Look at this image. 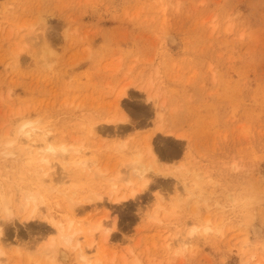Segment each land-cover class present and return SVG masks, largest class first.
Instances as JSON below:
<instances>
[{
    "label": "rangeland",
    "instance_id": "obj_1",
    "mask_svg": "<svg viewBox=\"0 0 264 264\" xmlns=\"http://www.w3.org/2000/svg\"><path fill=\"white\" fill-rule=\"evenodd\" d=\"M3 200L0 264H264V0H0Z\"/></svg>",
    "mask_w": 264,
    "mask_h": 264
},
{
    "label": "bare ground",
    "instance_id": "obj_2",
    "mask_svg": "<svg viewBox=\"0 0 264 264\" xmlns=\"http://www.w3.org/2000/svg\"><path fill=\"white\" fill-rule=\"evenodd\" d=\"M165 40H166L167 44L170 45V46L175 45L177 43L176 38L173 35H170V34L165 35ZM31 125H32V122L31 121H26V122L23 121V123L20 125L21 126L20 128H23V127L25 128V126H29V128H32L34 125L32 127H30ZM22 130H24V129H22ZM20 132H22V131H20ZM23 132H22V134H25L27 132V136H30L29 135L30 132H28V131H25L24 133ZM42 139L44 141H46V134H43ZM66 151L68 152L69 149H67L63 144H52V143L47 142L46 145L41 149V156H40V161L39 162L40 163H45V164L48 163V158L45 157V156H42V153L46 154V153L49 152V153H52V154H60V155H62ZM141 159H142L141 158V154H137V156L134 159L129 160V163H128V164H130V162H131V165H132V168L131 169H134L136 171V172H134V174L141 172V173H139L141 175L140 178L142 177V173H144L146 171V168L144 167V163H143V161H141ZM87 162H88V160H86L85 163H82V164L83 165H87ZM90 162L91 163H94L95 161H91L90 160ZM141 170H143V171H141ZM95 172L96 173L97 172L100 173V171L98 170V167L97 166H94V173ZM134 174H132V175H134ZM136 176H138V175H136ZM127 183L130 184L131 183V180L127 181ZM145 184H146V181H142L141 186H144ZM109 192H110V194L113 195L115 192H117V190L115 188H111L109 190ZM116 194H118V193H116ZM135 194H136V189L131 188L130 191H129V195L133 197ZM114 199L116 200V203L125 202L127 200V195L125 193H122L119 196H115ZM43 202L44 201H43V199L41 198V196L39 194H37V193H35V192L31 191V190H28V189L24 190L22 192V194H21V199H20L21 209L23 211H25L28 208V214L26 216H24V218L25 219L32 218L33 214L37 210L38 205L39 204H43ZM70 203L72 204V201H70ZM0 210L6 216H9L10 211H9V208L7 207V203H6L5 200H3L0 203ZM48 220L51 223V226L53 227V229L56 231L55 234H57V239H59L60 241H62L66 245H70V244L71 245H74L75 244L74 247L77 248L79 241H76V242H74L72 244L73 232H71V233H68L67 232V229H69L70 227H72V220H67L66 224H64V222L62 220L55 219L52 216L50 218H48ZM98 227L99 228L101 227L100 224L96 225V229H98ZM106 229H104V232L105 231L107 232V233L105 232L106 233L105 236H104L105 239L109 236L108 227ZM196 229L197 228H195V227L190 228L189 229L190 231H188L187 234L191 236L196 231ZM89 230L91 231V229H89ZM208 230H210L209 227H204V229H203V231H205L204 232L205 234L207 233ZM217 230L220 231L219 229H217ZM0 238H1V225H0ZM188 240L190 241L189 237H188V239L186 238V240H184L182 242V244L180 246V247H182V249H185L186 246L188 247L190 245ZM246 242L247 241L245 240V242H244L245 244H250V243H248L249 241L247 243ZM91 244H92V241L88 244V246H91ZM47 248H49L50 253H51V255L48 256L49 258L51 256V258H50L51 262L50 263H52V260L53 261L56 260V255L59 258H61V259L66 258V256H67V254H66L65 251H62V250L58 249L57 246L55 247L54 238H51L50 242H48V247ZM45 250H46V248H45ZM247 252H248V250H247ZM1 254H2V251L0 250V255ZM254 255H256V254H254ZM77 256L79 257V259L81 260V262H83L84 264H97L98 263L97 261L92 263L91 260H90V258L88 257V255L86 254V252L84 251L83 248H80V252L77 254ZM251 257L254 258L253 255H251ZM251 257H250V259H251ZM247 259H249V258H247ZM257 263H255V264H257Z\"/></svg>",
    "mask_w": 264,
    "mask_h": 264
}]
</instances>
